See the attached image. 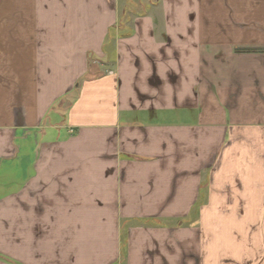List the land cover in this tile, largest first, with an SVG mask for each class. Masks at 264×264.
I'll use <instances>...</instances> for the list:
<instances>
[{"label": "crops", "instance_id": "crops-1", "mask_svg": "<svg viewBox=\"0 0 264 264\" xmlns=\"http://www.w3.org/2000/svg\"><path fill=\"white\" fill-rule=\"evenodd\" d=\"M0 264H264V0H0Z\"/></svg>", "mask_w": 264, "mask_h": 264}, {"label": "trees", "instance_id": "trees-1", "mask_svg": "<svg viewBox=\"0 0 264 264\" xmlns=\"http://www.w3.org/2000/svg\"><path fill=\"white\" fill-rule=\"evenodd\" d=\"M252 49H238L237 51H242V52H247V51H251Z\"/></svg>", "mask_w": 264, "mask_h": 264}]
</instances>
